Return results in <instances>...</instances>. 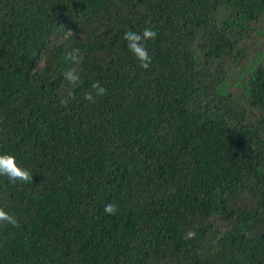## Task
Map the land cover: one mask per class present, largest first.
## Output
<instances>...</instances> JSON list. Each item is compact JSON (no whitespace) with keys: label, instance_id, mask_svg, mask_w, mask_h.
<instances>
[{"label":"trees","instance_id":"16d2710c","mask_svg":"<svg viewBox=\"0 0 264 264\" xmlns=\"http://www.w3.org/2000/svg\"><path fill=\"white\" fill-rule=\"evenodd\" d=\"M258 33L264 0H0V264H264Z\"/></svg>","mask_w":264,"mask_h":264},{"label":"clouds","instance_id":"9594fccd","mask_svg":"<svg viewBox=\"0 0 264 264\" xmlns=\"http://www.w3.org/2000/svg\"><path fill=\"white\" fill-rule=\"evenodd\" d=\"M156 32L150 28H144L142 32H129L123 39L125 40L129 51L133 54L140 67L147 68L151 57L148 54V50L145 47V43L148 40L154 39ZM76 53H73L75 56ZM64 79L69 85L75 84L79 77L74 71L69 70L64 74ZM105 95L104 90L97 83L91 85L90 94L85 95L84 99L88 103H94L96 100L103 98ZM66 102V101H65ZM0 176H5L9 180L15 181H31L32 176L27 169L18 166L16 158L9 153H0ZM104 211L108 214H113L116 211V205L109 203L104 206ZM0 223H7L9 225H16V219L0 209Z\"/></svg>","mask_w":264,"mask_h":264},{"label":"rangeland","instance_id":"374dc122","mask_svg":"<svg viewBox=\"0 0 264 264\" xmlns=\"http://www.w3.org/2000/svg\"><path fill=\"white\" fill-rule=\"evenodd\" d=\"M255 44H254V47L256 48V46L258 47V45H261L260 47H258L260 50L261 49H264V34H256V39H255ZM255 48H254V50H253V52H252V49L253 48H251V49H249V51H247V59H250L251 58V54L252 53H254L255 52ZM262 62H264V59H262ZM242 64H244V63H242ZM233 89H236V88H234V87H232L231 88V90H233Z\"/></svg>","mask_w":264,"mask_h":264}]
</instances>
